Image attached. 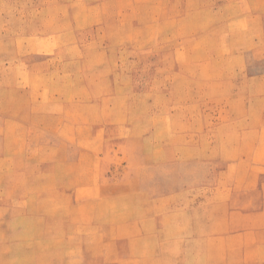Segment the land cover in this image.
I'll list each match as a JSON object with an SVG mask.
<instances>
[{
  "label": "rangeland",
  "instance_id": "obj_1",
  "mask_svg": "<svg viewBox=\"0 0 264 264\" xmlns=\"http://www.w3.org/2000/svg\"><path fill=\"white\" fill-rule=\"evenodd\" d=\"M0 264H264V0H0Z\"/></svg>",
  "mask_w": 264,
  "mask_h": 264
}]
</instances>
